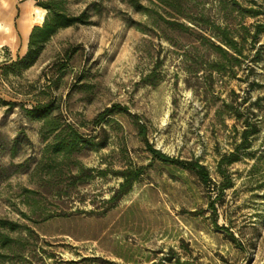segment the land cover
Wrapping results in <instances>:
<instances>
[{
    "label": "rangeland",
    "instance_id": "1",
    "mask_svg": "<svg viewBox=\"0 0 264 264\" xmlns=\"http://www.w3.org/2000/svg\"><path fill=\"white\" fill-rule=\"evenodd\" d=\"M189 1L219 21L217 0ZM91 3L98 11L90 9L89 23L58 30L28 69L4 77L0 70V219L20 226L11 233L19 252L2 264H264V54L256 55L264 34L255 47L245 45L235 77L210 75L197 71L207 68L201 53L183 56L146 16L119 0L71 1L68 8L77 14ZM230 6L235 34L241 24L264 23V0ZM248 8L259 15L246 16ZM37 13L44 18L34 0H0V64L24 55L29 32L42 23ZM63 60L62 71L52 66ZM52 99L56 113L91 137L77 157L94 169L90 177L73 182L66 172L57 177L34 170L43 144L40 123L25 119L19 104ZM114 103L127 113L94 127ZM223 103L236 105L242 118L254 112L258 130L250 155L223 166L231 184L216 197L189 172L151 159L133 123L135 117L145 123L155 148L196 159L219 184L224 177L217 161L240 142L241 129ZM130 166H144V173L111 206L107 201L122 180L114 172ZM102 169L106 175L98 176ZM211 203L217 224L237 241L214 227Z\"/></svg>",
    "mask_w": 264,
    "mask_h": 264
},
{
    "label": "trees",
    "instance_id": "2",
    "mask_svg": "<svg viewBox=\"0 0 264 264\" xmlns=\"http://www.w3.org/2000/svg\"><path fill=\"white\" fill-rule=\"evenodd\" d=\"M35 5L45 11V16L41 25L32 27L28 35L27 49L23 56L17 57L16 60L7 59L0 64L1 75L4 77L8 73L16 75L18 72L28 69L36 58L39 56L43 45L60 29L70 26H77L89 23L90 9L97 12V4L91 3L85 9L77 14L71 13L68 6L71 1L80 0H34ZM126 4L136 13L146 16L147 24L154 27L162 33V37L172 46H177L182 50V55L190 50L197 51L207 59V68H201L197 71H207L209 74L223 75L229 73L230 77H235V69L240 67V63L247 57L243 52L245 45L255 47L257 38L264 34V23L256 21L249 26L241 24V34H235L234 28L230 25L228 14L231 12L233 4H237V0H217L221 14L218 15L219 21L213 19L208 11L200 10L191 5L189 0H119ZM246 16L256 18L259 15L258 10L248 8ZM181 41V44H179ZM185 43V44H182ZM262 50L264 54V46H259L256 55ZM66 59L69 58L67 55ZM61 63V64H60ZM56 69L62 71L66 67L65 60L52 64ZM252 86V85H251ZM237 96V93L232 91ZM235 101V100H234ZM236 102V101H235ZM3 104L13 107L17 105L15 102L2 101ZM21 106L24 118L28 121H38L39 136L42 141V148L39 151L38 160L35 164V172H45L47 175H56L61 177L64 172L69 173L73 182L90 177L92 168H83L77 157L81 148L92 141L91 137L86 138L79 130L70 122H67L59 113H56L58 106L53 104V99L48 102L35 101L28 108ZM226 108L232 109V116L237 121L240 120L241 129L238 132L240 142L234 146L231 152L220 155L217 161V172L224 177L219 184L212 181L211 175L207 167L196 159H181L165 154L155 148L148 139L147 126L145 123L135 117L133 125L137 134L142 141L145 151L149 153L151 159L156 160L164 165H173L183 171L192 174L204 186L207 191H216V197H219L224 189L231 184L230 179L225 176L223 166L232 164L241 159L246 154V150L250 148V137L258 130L256 120H252L255 115L242 118L241 113L236 105L223 103ZM222 110H218L219 114ZM125 107L119 104H112L99 113L93 120L94 127H101V123L106 117L113 114H126ZM234 131H237L236 125H233ZM15 152V146L12 145L10 155ZM72 166L76 171L72 173ZM144 166L124 167L114 172L122 180L118 187L108 199V203L113 206L122 196L131 189L132 185L139 181L144 173ZM55 171V173H54ZM107 169L98 170V176H104ZM212 210V223L216 229L229 233V239L232 242L237 241L229 232L227 226L218 225L217 218L219 213L214 203L210 204ZM20 226L16 222L0 219V264L9 257V254L19 252V239L11 236ZM179 262L177 261L176 264Z\"/></svg>",
    "mask_w": 264,
    "mask_h": 264
},
{
    "label": "bare ground",
    "instance_id": "3",
    "mask_svg": "<svg viewBox=\"0 0 264 264\" xmlns=\"http://www.w3.org/2000/svg\"><path fill=\"white\" fill-rule=\"evenodd\" d=\"M36 12H38V9L36 10ZM38 14V18H39V20H40V22H42V20H43V14L42 13H37ZM5 34H9V31H8V29L7 28H5ZM22 31L25 33V34H27L28 33V27L27 26H25V25H22Z\"/></svg>",
    "mask_w": 264,
    "mask_h": 264
}]
</instances>
